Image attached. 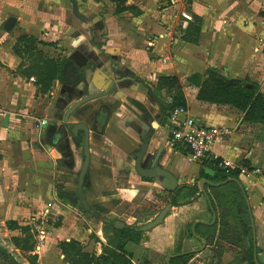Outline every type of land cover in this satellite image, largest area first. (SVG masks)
<instances>
[{
    "label": "crops",
    "instance_id": "0c3cea01",
    "mask_svg": "<svg viewBox=\"0 0 264 264\" xmlns=\"http://www.w3.org/2000/svg\"><path fill=\"white\" fill-rule=\"evenodd\" d=\"M75 1L86 22L72 15L68 0H0V232L6 230V222L33 224L41 240L27 253L36 257V264H65L58 249L61 242L74 240L85 253L118 246L119 230L113 226L118 221L112 219L108 204L149 207L155 217L173 192L168 174L175 189L198 184L200 165L189 162L184 149L177 151L169 142L174 93L157 86L159 78L176 77L189 115L200 125L226 131L211 153L241 167L247 162L252 170L243 167L247 174L238 181L246 189L255 247L260 250L257 259L264 264V125L244 123L243 115L228 106L197 101L198 88L187 81L213 69L248 80L264 94V21L259 17L264 0ZM182 14L201 20L197 44L178 42L189 23ZM9 20L12 24L5 31ZM14 32L44 44L64 40L69 47L62 57L80 68L84 80L77 81L75 71L68 68L65 85L53 81L52 92L39 93L34 77L26 75L29 66L14 53L19 37ZM92 94L100 96L66 117ZM110 107L108 115L105 109ZM85 141L88 166L82 183L78 179V193L81 186L90 185L82 206H92L87 212L101 220L100 226L93 225L96 240L89 239L92 228L84 229L74 207L63 205L53 187L63 169L58 163L77 168L80 147L83 164ZM47 217L59 219L60 226L36 224ZM212 220L207 199L199 196L191 204L171 207L159 226L124 249L132 258L140 251L150 253L145 260L151 263V255L176 256L174 250L193 254L203 251V244L205 249L226 246L216 239L218 225L210 232L204 229L215 223L210 225ZM198 224L203 226L201 236L194 235ZM198 258L195 254L186 264H206ZM220 260L229 264L232 258L224 253Z\"/></svg>",
    "mask_w": 264,
    "mask_h": 264
},
{
    "label": "trees",
    "instance_id": "16d2710c",
    "mask_svg": "<svg viewBox=\"0 0 264 264\" xmlns=\"http://www.w3.org/2000/svg\"><path fill=\"white\" fill-rule=\"evenodd\" d=\"M259 17L264 21V12L259 13ZM188 28L182 38L179 39L180 44H197L200 38L201 20L199 18H192L188 21ZM25 42L32 45L38 44L41 46H49L53 44H44L37 42L27 36L18 38L14 45V53L21 57L23 46ZM177 47V45H176ZM25 54L31 55L25 50ZM264 54V47L262 48ZM38 59V60H37ZM25 72L26 75L36 78L35 83L44 87V91H48L51 82L57 81L59 84L66 83L65 74L67 69L71 68L75 71L78 77L77 81H83L84 77L81 75L80 68L77 67L70 59L62 57L56 62L42 61L37 57ZM218 73L216 70L209 69L205 72L204 76L192 75L187 79L190 85L198 88L196 100L201 103L228 106L240 112L243 117L242 121L247 124H261L264 125V94L260 92L259 86L250 83L248 80L243 81L241 84L230 81L231 78ZM252 85V89L245 88V85ZM157 86L160 89H165L173 92L172 103L169 109L172 111L176 108H186V101L182 92L179 80L176 77H162L157 81ZM107 106V105H106ZM84 107V106H83ZM106 108V107H104ZM112 108L108 110L111 114ZM108 117V116H107ZM169 136V142H170ZM81 140V138H80ZM171 144V143H170ZM175 150H182L177 144H171ZM185 151V152H184ZM183 153L188 151L184 149ZM247 162L242 163V167H246L248 171ZM204 169H210L214 172L212 178L204 174ZM233 178L238 180L239 172L225 171L218 166V161H204L200 164L199 180L205 179L213 184H219L225 180ZM207 195L208 210L210 214L216 216V221L212 226L204 227L205 230L210 232L217 225L219 232L217 235L218 242L225 243L229 247L236 248L242 253L244 260L242 264H254L253 252L256 251L257 255L260 252L258 248H254L252 243V229L250 222L251 209H248L247 194L242 188H239L235 183H227L219 187L204 185V192L199 190L198 184L193 186L182 185L177 187L170 194L169 204L172 207H180L191 204L199 196ZM95 212H99V207H93ZM250 211V212H249ZM112 225V224H111ZM14 228L16 225L10 224L9 229ZM203 227L198 224L195 226L194 235H200L199 228ZM119 234L120 242L115 249L105 248L103 252L96 256L95 254L85 253L84 248L78 242L70 240L68 242H61L58 244V249L64 257L65 264H134L132 262V255L127 253L124 249L127 243L137 244L143 233L135 232L134 229L126 226L124 229L115 231ZM192 236V233H190ZM214 238V235L211 236ZM214 250L215 259L218 261L222 255V247L216 244ZM213 247V248H214ZM28 249L18 247L21 251H30ZM170 259L169 264H186L192 259V254L187 253L179 255ZM36 262V257H34ZM0 264H18L17 261L5 249L0 247ZM231 264H240L238 261H233ZM261 264V263H259Z\"/></svg>",
    "mask_w": 264,
    "mask_h": 264
},
{
    "label": "rangeland",
    "instance_id": "374dc122",
    "mask_svg": "<svg viewBox=\"0 0 264 264\" xmlns=\"http://www.w3.org/2000/svg\"><path fill=\"white\" fill-rule=\"evenodd\" d=\"M71 17V16H70ZM5 31H8L9 28H5ZM16 38H21L22 35H20L19 33L14 32ZM17 38V39H18ZM16 39V40H17ZM53 46H41L38 44H31L29 42H25V45L23 46V51L21 53V59L23 61V64L25 66H31L32 62L34 60L37 59V57L40 58L41 62L42 61H52V62H56L57 60L62 58V54H64V52H66V50H64V48L69 47V45L67 43L64 42V40H59L56 41V43H54L52 41ZM57 45H60L61 47H56ZM25 50L27 52H29L31 55H27L25 54ZM38 60V59H37ZM34 79L36 80V78L34 77ZM35 87L37 88V91L41 94H46L49 91L52 92L51 87H52V82L50 87L48 88V91H44V87L41 88V86H39L37 83H34ZM115 107V106H113ZM112 107V110H113ZM110 115V114H108ZM77 156L79 158V163L77 161L76 158H74V161H77V168L75 167L74 169H70L69 165L68 167H65L62 163H58V169H62L61 173H58L54 179V183H53V187L57 192L58 195V199L59 201L63 204V205H70L72 207H74L75 212L77 213L78 216H80V218L83 221L84 224V229H90L93 231L92 234H90V232H88L89 235V239L91 240H96L97 239V233H95V230L97 229V226H93L96 225L98 223V225L101 223L100 219H96V218H92L91 215H89L88 208L90 207V209L92 210V206L88 205L87 206H82L84 200V196L83 194L90 191L91 187L90 185L87 183V185L85 187L81 186V192L78 193V176H79V171L81 168V164L83 161V157H82V148H77ZM74 164V163H73ZM75 166V165H74ZM60 172V170H59ZM140 199V197H138ZM138 200V199H137ZM144 206V205H142ZM95 207V206H94ZM108 211H111V217L112 219H114L115 221L118 222H122L126 225L130 224L131 226L138 228L140 226H143L144 224L151 222L152 220H154L156 218L153 216V210L150 209L149 207H141V208H132L129 209L127 204H121L118 205V203H114L112 204H108ZM161 211V210H160ZM74 212V213H75ZM97 221V222H95ZM147 221V222H146ZM29 223V222H28ZM10 224H14L16 225L14 228L9 229ZM19 223H15V222H6V229L3 232H0V247H2L3 249H5L10 255L13 256V258L17 261L18 264H36L35 259L33 256H31L30 254H28V251H17L19 250L18 247H22L25 249H28V247H32L38 243H40V237H38V235H40L37 232V229L34 227L33 224H31L30 226L24 227L23 224H19L21 226L18 225ZM37 225L39 226H44V225H49L51 227H58L60 226V220L57 219L56 217H47V218H41L38 220V222H36ZM100 226V225H99ZM98 226V227H99ZM145 234V233H144ZM142 234V235H144ZM142 240V236L139 239ZM220 246L222 247V256L224 255V253L229 254L230 258H232V261H238L240 262V264H242L241 261L244 260V257L242 255V253H240V250L238 249H233L231 247H229L228 245L226 246H222L221 243H219ZM106 248V247H105ZM103 247H96V249L92 248L89 249L91 254H95L96 256H99L103 250L105 249ZM16 249V250H15ZM98 249H101V253H98ZM214 248H207V249H203V251H197L196 253L192 254V258L194 257V255H198L199 258L197 259L199 262L202 263H206V264H224V262H222V260L215 259L214 256ZM179 250H174L173 254H176ZM25 252V253H22ZM202 252V254H201ZM172 254V255H173ZM140 255V256H139ZM138 255V253H136L137 257H133L132 258V262L134 264H151L152 262H154L155 264H166V259L168 258V255H163V256H152L151 258H153V260H151V263H147V259L145 260V258H148V256L150 255L147 253H144L143 251H140V254ZM133 256V255H132ZM226 262V261H225ZM229 263V264H231Z\"/></svg>",
    "mask_w": 264,
    "mask_h": 264
},
{
    "label": "built area",
    "instance_id": "2783aa9c",
    "mask_svg": "<svg viewBox=\"0 0 264 264\" xmlns=\"http://www.w3.org/2000/svg\"><path fill=\"white\" fill-rule=\"evenodd\" d=\"M182 18L186 21H192V18L185 14H182ZM170 118L174 124L170 133V143L186 149L189 162L200 165L207 160L218 161V166L225 171H237L239 177L247 174L245 168L232 161L220 160L211 153L212 146L226 134L225 130L200 125L184 108L172 110ZM40 124L44 126L45 122L42 120Z\"/></svg>",
    "mask_w": 264,
    "mask_h": 264
},
{
    "label": "water",
    "instance_id": "95a60500",
    "mask_svg": "<svg viewBox=\"0 0 264 264\" xmlns=\"http://www.w3.org/2000/svg\"><path fill=\"white\" fill-rule=\"evenodd\" d=\"M68 1H69L70 5H71V13H72V15L76 19H78V20H80L82 22H86V19L78 12V8H77L76 1L75 0H68ZM11 24H12V20H9L7 22V24H6V27L9 28L11 26ZM221 77H222V75H221ZM230 81H233V82L238 83V84H241L242 83V81L239 80V79H232L231 78ZM245 88L252 89V85L247 84V85H245ZM99 96H100V94H92V95L86 96L85 98H83L82 100H80L77 104H75L69 110V112L66 114V117L68 115H70L76 108H78L83 103L88 102V101H91V100H93L95 98H98ZM77 127L79 129L84 130V132H86V127L84 125H78ZM83 149H84V162L82 164V167H81V170H80V174H79V182L80 183H82V179L84 177V174H85V172L87 170V166H88V147H87V142L86 141L84 142ZM204 174L206 176L210 177V178H212L214 176V172L212 170H210V169H204ZM167 179L171 183V187H169V189L171 191H174L175 190V186H176L175 180L169 174L167 175ZM227 183H235L239 188H242L244 190V192L246 191V189L241 186L240 182L238 180H236V179H233V178H229V179H227L224 182L219 183V184H213V183H211V182H209V181H207L205 179H202V180H199L198 187H199V190L201 192H204V185H209V186H213V187H219V186L225 185ZM204 196L207 199V195L204 194ZM171 207H172V205L171 204H168L167 206H165L159 212V214L156 216V218L154 220H152L151 222H148V223L144 224L143 226H140L138 228H135L134 231L135 232H139V233H145V232H148V231L152 230L153 228L159 226L162 223V221L164 220L166 214L168 212H170ZM248 209L250 210L249 205H248ZM90 213L92 214L93 212L90 211ZM215 220H216V216L213 215V220L210 223V225H212L215 222ZM250 222H251V229H252V243H253V246L255 248V244H256L255 243V232H254V224H253V218H252V214L251 213H250ZM113 226H114V228L116 230H122L125 227V225L123 223H121V222H114L113 223ZM202 248H205V245L204 244H203V247ZM184 254H187V253L185 252V253H181L179 255H184ZM173 257H175V256L168 257L167 260H166V264H169L170 259H172ZM253 262H254V264H259L258 259H257V253H256L255 250L253 252Z\"/></svg>",
    "mask_w": 264,
    "mask_h": 264
},
{
    "label": "flooded vegetation",
    "instance_id": "af4514ba",
    "mask_svg": "<svg viewBox=\"0 0 264 264\" xmlns=\"http://www.w3.org/2000/svg\"><path fill=\"white\" fill-rule=\"evenodd\" d=\"M108 110H109V108L105 109V113H106V114L108 113Z\"/></svg>",
    "mask_w": 264,
    "mask_h": 264
}]
</instances>
